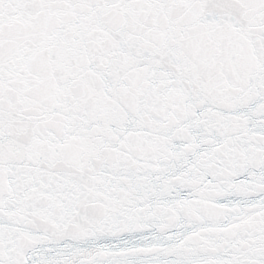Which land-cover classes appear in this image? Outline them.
Here are the masks:
<instances>
[{
  "label": "snow or ice",
  "instance_id": "obj_1",
  "mask_svg": "<svg viewBox=\"0 0 264 264\" xmlns=\"http://www.w3.org/2000/svg\"><path fill=\"white\" fill-rule=\"evenodd\" d=\"M0 264H264V0H0Z\"/></svg>",
  "mask_w": 264,
  "mask_h": 264
}]
</instances>
